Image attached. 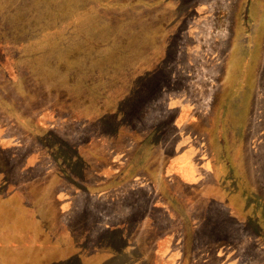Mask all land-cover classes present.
I'll list each match as a JSON object with an SVG mask.
<instances>
[{
  "label": "rangeland",
  "instance_id": "rangeland-1",
  "mask_svg": "<svg viewBox=\"0 0 264 264\" xmlns=\"http://www.w3.org/2000/svg\"><path fill=\"white\" fill-rule=\"evenodd\" d=\"M222 146L241 207L211 196ZM133 153L148 170L109 186ZM3 180L89 253L123 223L162 238L144 264H264V0H0ZM1 207L0 264L114 263L21 249Z\"/></svg>",
  "mask_w": 264,
  "mask_h": 264
},
{
  "label": "trees",
  "instance_id": "trees-1",
  "mask_svg": "<svg viewBox=\"0 0 264 264\" xmlns=\"http://www.w3.org/2000/svg\"><path fill=\"white\" fill-rule=\"evenodd\" d=\"M242 17L245 19H248V14H243ZM246 42L249 41L248 37L245 39ZM236 85H241L242 82H237ZM219 120V119H218ZM215 125L217 124V120L214 121ZM223 125V124H222ZM221 122L219 120L218 126L216 127L219 129V132L223 131V128L221 129ZM155 134V133H153ZM146 139H141L140 143H144ZM154 141V140H152ZM224 141V140H223ZM225 142V141H224ZM221 144V143H220ZM223 145V144H222ZM56 149L59 151L61 150V146L59 143L54 145ZM139 147V146H138ZM141 148V147H140ZM142 149V148H141ZM214 154V162H215V169H216V176L214 177L215 185L213 186L215 190V194L211 196H221L222 199L227 198L229 200H232L233 205L243 206L245 205V199L241 197V202H235V196L236 194H241L239 190V183L236 180L235 175H233V164L228 159L227 154H225L224 146H222V149L217 151L215 150ZM145 157V156H144ZM80 158V157H79ZM67 158H64V163L68 166V161L66 162ZM145 159L138 158L136 159V153H133L132 156L128 158V160L125 163V166L123 169V175L117 178H114L111 180L108 185L114 186L116 183H120L124 181L127 177L129 178L132 176L137 170H143L147 171L149 164H146ZM63 162V161H62ZM80 162H76V165H78ZM156 171V174L159 178H162L159 166L157 168L153 169V172ZM78 173H75V176ZM73 177L74 180H76V177ZM163 181V180H162ZM164 182V181H163ZM5 185V180L0 182V192L3 190V186ZM82 188H87L84 184H81ZM217 187H220V190L217 191ZM161 191L162 196H164L165 201L171 206V208L180 215L183 220H186V217L183 214L182 210H179V208L183 207V204H172L169 201L171 200V197H177L178 193L172 192V190H167L165 193ZM188 194L196 197L203 198V194L201 192H197L191 188L188 189ZM193 191V192H191ZM205 194V193H204ZM193 199V196H192ZM6 204L12 211L8 212V223H16L15 226L16 229H13L11 231V234L20 235L23 236V243L16 244V246H19L21 249H28L32 246H36L37 243L34 241L35 237H39L38 241L42 244L44 241H48V244L51 245H57L60 248V257L61 260H68L70 258H73L74 256L77 257V259H85V261H88L89 258L91 260L97 259L99 256L103 257H109L111 258V262L117 263V264H139L140 261L144 264V261H147V256L145 257V253H143L140 249L141 247H137L136 243H138L142 246V241L144 240V235L137 233H130L129 227L123 226H115L111 227L105 230L103 234L100 236H97L96 240L92 242L91 246H93V253H89L90 249L87 250L86 247L83 246L79 241H77L76 238L72 236V231H70V228L68 231L62 230L60 232L54 231V224L55 216L52 214L47 213L44 215L46 209L40 208V205H38V201L35 196H33L32 199L25 198L24 195L21 193H17L15 191H10L5 193L4 195L0 194V209H2L1 205ZM23 223V224H22ZM190 223V219H189ZM188 223V224H189ZM51 225V227H49ZM39 229L42 230L39 234ZM130 238L133 243H135L134 249L132 250L128 239ZM47 239V240H45ZM39 243V246H40ZM189 242H187L188 245ZM43 244H46L45 242ZM190 245V243H189ZM188 254V253H187ZM83 260V262H85ZM113 263V264H114ZM84 264V263H82Z\"/></svg>",
  "mask_w": 264,
  "mask_h": 264
},
{
  "label": "crops",
  "instance_id": "crops-1",
  "mask_svg": "<svg viewBox=\"0 0 264 264\" xmlns=\"http://www.w3.org/2000/svg\"><path fill=\"white\" fill-rule=\"evenodd\" d=\"M212 167V171H211V175H212V182L210 184V186L212 185V187L215 185V181H214V177L216 176V169L214 166ZM203 195H205L204 193H202ZM216 197V196H214ZM124 224L121 223L118 226H123ZM115 227V226H114ZM145 238V237H144ZM130 245L133 247H130L132 250L134 249L135 243H133V241H131L130 238H127ZM162 238H155L154 240L148 241L146 240V238L142 241V245L144 246V249H140L143 253H145V257L147 256V259L150 260H157L160 259V244L162 243ZM136 244H139L138 241ZM146 244H150L151 246L148 248L146 247ZM142 248V247H141ZM190 260V256L189 253L187 254V252H185V254L181 255V261L183 262V264H186V262L188 263ZM156 264V263H154ZM157 264H160V262H158Z\"/></svg>",
  "mask_w": 264,
  "mask_h": 264
}]
</instances>
